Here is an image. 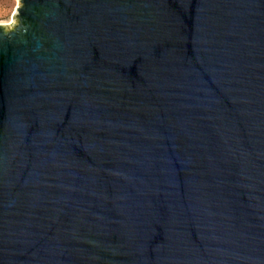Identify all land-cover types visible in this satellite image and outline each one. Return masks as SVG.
Returning <instances> with one entry per match:
<instances>
[{"label": "water", "instance_id": "1", "mask_svg": "<svg viewBox=\"0 0 264 264\" xmlns=\"http://www.w3.org/2000/svg\"><path fill=\"white\" fill-rule=\"evenodd\" d=\"M20 4L0 264H264V0Z\"/></svg>", "mask_w": 264, "mask_h": 264}, {"label": "rangeland", "instance_id": "2", "mask_svg": "<svg viewBox=\"0 0 264 264\" xmlns=\"http://www.w3.org/2000/svg\"><path fill=\"white\" fill-rule=\"evenodd\" d=\"M15 7V0H0V20L7 21L14 17L11 16L12 10Z\"/></svg>", "mask_w": 264, "mask_h": 264}, {"label": "clouds", "instance_id": "3", "mask_svg": "<svg viewBox=\"0 0 264 264\" xmlns=\"http://www.w3.org/2000/svg\"><path fill=\"white\" fill-rule=\"evenodd\" d=\"M21 4H20V0H15V7L12 10L11 16L15 17L17 15V10L20 8ZM17 23L16 20L10 18L8 19L6 22L0 20V27H6V28H10V26H13Z\"/></svg>", "mask_w": 264, "mask_h": 264}]
</instances>
